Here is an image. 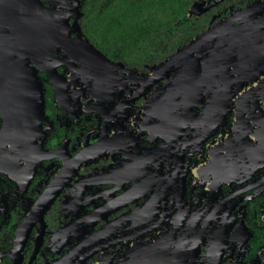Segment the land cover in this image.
<instances>
[{
    "label": "flooded vegetation",
    "instance_id": "flooded-vegetation-1",
    "mask_svg": "<svg viewBox=\"0 0 264 264\" xmlns=\"http://www.w3.org/2000/svg\"><path fill=\"white\" fill-rule=\"evenodd\" d=\"M23 8L0 0V264H264V0L188 5L176 51L240 15L224 52H58L52 77Z\"/></svg>",
    "mask_w": 264,
    "mask_h": 264
},
{
    "label": "trees",
    "instance_id": "trees-1",
    "mask_svg": "<svg viewBox=\"0 0 264 264\" xmlns=\"http://www.w3.org/2000/svg\"><path fill=\"white\" fill-rule=\"evenodd\" d=\"M82 1L85 37L130 67L161 62L202 27L186 19L193 0Z\"/></svg>",
    "mask_w": 264,
    "mask_h": 264
},
{
    "label": "water",
    "instance_id": "water-1",
    "mask_svg": "<svg viewBox=\"0 0 264 264\" xmlns=\"http://www.w3.org/2000/svg\"><path fill=\"white\" fill-rule=\"evenodd\" d=\"M15 0H11V2ZM24 8L19 12V17H24L25 37L20 43V51H25L31 54L34 50V42L28 41L26 35H30L33 40V26L38 29V40L35 42V51L41 61L40 70L49 72L50 76H56L55 64H45L46 59L53 58L56 53L67 52L72 54L73 58L78 56L83 65L86 58L100 57L105 59L104 54L96 49L90 43L87 37L83 34L79 20L83 13L82 0H23ZM195 4L190 7V14L195 10ZM12 13H14L12 11ZM240 19V15H234L228 21L221 20L217 24L210 27L208 30L201 32L186 46L178 49L176 53L163 61L158 68L153 69L155 72L159 70H171L176 66L178 60L183 54L193 50L201 52L200 48L203 44L215 42V51L224 52L227 44H234L231 40L235 35L243 36L245 34L244 27L235 24V21ZM29 29V33L28 30ZM37 33V32H36ZM30 49V50H29ZM237 50V49H236ZM213 51V49H212ZM119 66L123 64L119 63ZM173 70V69H172Z\"/></svg>",
    "mask_w": 264,
    "mask_h": 264
}]
</instances>
